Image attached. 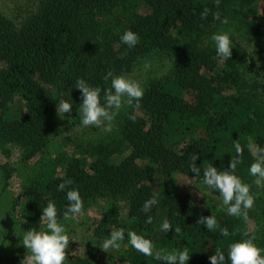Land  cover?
<instances>
[{"label": "trees", "instance_id": "obj_1", "mask_svg": "<svg viewBox=\"0 0 264 264\" xmlns=\"http://www.w3.org/2000/svg\"><path fill=\"white\" fill-rule=\"evenodd\" d=\"M255 1L220 0L217 6L215 0H38L35 11L20 25L0 15V151L7 154L9 145L21 146L25 160L49 146L59 99L73 103L71 115L81 123L82 98L74 88L77 79L100 87L103 102L104 89L111 85L108 73H128L153 51L170 53L174 60L168 75L145 88L135 104L140 114H130L136 116L135 121L128 115L119 131L97 141H82L71 155L45 164L29 177L24 188L23 228L43 229L42 208L51 200L70 234L69 245L73 243L69 221L63 220L67 189L57 190L62 181L71 179L69 187L79 190L84 207L103 197L115 202L109 216L99 220L101 228L117 225L126 234L135 231L150 239L156 249L169 252L186 247L191 254L188 264H211L209 257L217 249L225 252V264H230L228 246L246 239L245 233L264 248V233L258 235L247 227L252 219L264 224V184H254L255 177L248 172L256 149L264 148V82L246 78L248 60L258 75L260 68L238 41L239 36L252 41L254 54L264 66V0L258 3L260 13H251ZM205 8L210 11L202 19ZM215 12L227 17L228 23L215 20ZM129 29L139 36L133 48L120 41ZM218 31L230 32L234 46L230 58L218 56L210 40ZM184 133L189 138L179 147L168 144V138ZM236 142L244 145V152L235 172L250 185L254 196L247 221L228 215L223 208L201 209L191 195L176 191L168 181L176 173L203 180V168L209 164L218 170L227 168L231 157H236ZM124 150L129 152L120 161L111 159ZM194 154L201 167L199 177L190 172ZM14 171L13 167L6 171V181ZM152 196L158 204L144 213L142 205ZM121 197L126 198L128 210L122 223L118 217ZM149 215L152 222L146 223ZM208 215L216 217L217 229L197 224L200 216ZM164 219L173 225L167 233L159 228ZM220 228H227L230 235H221ZM66 254V264H105L73 255L68 249ZM15 259L6 264H17ZM121 259L127 264H164L144 256L130 243Z\"/></svg>", "mask_w": 264, "mask_h": 264}, {"label": "clouds", "instance_id": "obj_2", "mask_svg": "<svg viewBox=\"0 0 264 264\" xmlns=\"http://www.w3.org/2000/svg\"><path fill=\"white\" fill-rule=\"evenodd\" d=\"M219 6L220 0H215ZM209 9L205 8L201 13V18H206ZM213 18L219 20L221 24H227V17L221 18L219 12L213 13ZM218 56L230 58L232 56L233 42L228 31L214 32L210 37ZM121 43L128 48L135 47L139 42V36L132 30H125L120 36ZM111 76L110 88L104 89L103 102H101V88L89 85L84 79H77L74 88L80 90L82 102L78 107V115L84 126H100L105 124L106 130H111L112 122L116 115L124 106L139 104L144 95V88L135 80L125 76ZM107 79V77H106ZM73 103L65 99H59L57 111L69 113ZM129 119L135 121L136 116L130 115ZM250 147V146H246ZM236 157L230 159L227 168L218 170L216 166L209 164L203 168V185L216 190L222 197V204L226 206L227 214L236 216L247 221V210L254 204V196L250 193V185L243 182L236 174L237 165L240 164L241 156L244 152V145L239 142L234 144ZM254 162L248 168L253 181L257 186L264 184V148H257L254 153ZM190 172L195 176L201 175V167L197 165L198 156H192ZM71 179L62 181L57 190L66 191L68 201L63 211V220L69 221L76 215H83L84 202L80 192L72 185ZM158 204L156 196L147 199L142 205V211L149 213L154 205ZM153 217L147 216L146 223H151ZM40 220H46V230H36L29 228L24 231L21 244L29 253L30 264H66V249L69 247L70 234L66 230L65 224L58 219V210L54 201H48L46 207L42 208ZM197 224H202L208 230H215L219 227L217 219L213 215L200 216ZM159 228L167 233L173 228L168 219H164ZM174 232H179V228H174ZM221 235H230L227 228H220ZM247 238L229 244L227 249V259L230 264H264V248L255 244V237L244 234ZM125 239V232L121 230L112 231L110 235L99 245L105 252L111 249H119L121 242ZM130 245L146 257H153L164 264H188L191 254L188 248L176 251H166L164 248L156 249L153 242L135 231L127 233ZM211 264H225V252L217 249L209 257Z\"/></svg>", "mask_w": 264, "mask_h": 264}, {"label": "rangeland", "instance_id": "obj_3", "mask_svg": "<svg viewBox=\"0 0 264 264\" xmlns=\"http://www.w3.org/2000/svg\"><path fill=\"white\" fill-rule=\"evenodd\" d=\"M259 1L256 0L254 2V5L251 7V13L255 11L260 13L258 8ZM37 2L38 0H0V15H5L20 25L35 11ZM238 41L254 55L257 66L260 68V74L258 75L255 67L248 60L246 78L250 81L258 80L264 82L262 59L254 54L252 41L245 36H239ZM173 61L170 53L153 51L140 58L133 69L122 76L135 80L145 90L151 81L162 78L171 72ZM47 90L51 91L52 87L48 85ZM55 104L51 142L44 153L30 160H25V150L21 146L9 145L11 151L7 154L0 151V264H6L12 257H16L15 262L17 264H30L28 259L29 253L20 242L22 240L20 236L26 231L21 223V214L22 208L27 203L24 188L29 177L35 176L40 169H43L45 164L53 160H62L66 156L71 155L75 151L76 146L82 144V141L85 142L88 139L97 141L108 132L114 130L119 131L118 128L125 117L132 112L139 113L135 103L133 106L122 107L112 122V128L109 131L106 130L105 124H101L100 126H84L82 123L77 124L71 112L65 114L59 112L57 111L58 102H55ZM187 136L188 134L184 133V135L168 138V144L179 147L182 141L189 138ZM252 149L255 151V144L252 145ZM128 152L127 150L119 152L113 155L111 159L113 161H120ZM12 167L15 168V171L8 181H6L5 173ZM168 181L173 183L176 191L191 195L201 209L217 210L223 208L226 210V206L222 204V197L219 193L203 185L202 179L183 173H176L168 178ZM125 199L121 197L118 202V217L121 219V223L128 217ZM113 204L115 202L108 197L98 198L90 205L84 207L83 215H76L69 220L68 224L72 230L71 239L73 241L69 245V253L87 257L91 260H100L105 264H127L121 259L123 250L129 244L125 229L117 225H109L101 228L98 223L100 219L109 216L108 214H110ZM247 227L250 231L258 235L264 233V224L257 220H250ZM121 229L125 232V239L121 242L119 249L110 248L108 252L100 249L99 245L112 231ZM41 230H46V226Z\"/></svg>", "mask_w": 264, "mask_h": 264}]
</instances>
